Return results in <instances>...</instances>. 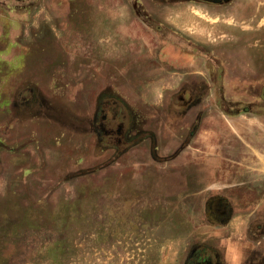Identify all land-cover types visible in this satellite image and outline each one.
I'll list each match as a JSON object with an SVG mask.
<instances>
[{"label":"rangeland","instance_id":"obj_1","mask_svg":"<svg viewBox=\"0 0 264 264\" xmlns=\"http://www.w3.org/2000/svg\"><path fill=\"white\" fill-rule=\"evenodd\" d=\"M262 91L264 0H0V264L218 248L216 194L264 196ZM107 101L131 113L121 148ZM223 239L252 264L256 242Z\"/></svg>","mask_w":264,"mask_h":264},{"label":"flooded vegetation","instance_id":"obj_2","mask_svg":"<svg viewBox=\"0 0 264 264\" xmlns=\"http://www.w3.org/2000/svg\"><path fill=\"white\" fill-rule=\"evenodd\" d=\"M261 97L264 98V91L261 92ZM113 107L114 106L111 105V103H108V101L103 103V108H105L104 111H109L111 114H113V120L115 121L114 124L116 125L115 130L105 128L103 135L107 136L108 138L114 137L116 145L121 148L124 145H127L130 141V130H127L126 126L128 125V120L131 113H129L127 107H115L116 109L114 111L112 110L114 109ZM243 184L245 183L243 182ZM251 187H253L252 184L245 189H241V186L232 187L233 190L235 189V191L232 193V195L235 196L232 200L233 202H230L228 197L221 196V194H216L215 222L217 224L222 225L229 221L234 212L233 206H264V204H260V202L264 201V196L261 197L257 202H248V200H241L240 198L238 199L237 196H240L243 190H245L244 192L246 194H256L257 192H252L254 189ZM259 191H262L261 193L264 195V188L263 190L260 188ZM252 217L253 219H258L256 213L253 214ZM210 242L211 240L209 241L206 239L194 241L189 250L186 252L182 264H222L219 249L213 246Z\"/></svg>","mask_w":264,"mask_h":264},{"label":"crops","instance_id":"obj_3","mask_svg":"<svg viewBox=\"0 0 264 264\" xmlns=\"http://www.w3.org/2000/svg\"><path fill=\"white\" fill-rule=\"evenodd\" d=\"M215 131L217 135L216 150H215V158L217 159V163L215 164V170H217V172L219 173L221 170L220 166L222 165V163H224L225 160H224V156L219 153V147H220L219 146V130L215 129ZM260 159H261V163H264V157L263 158L261 157ZM261 171H263L264 173V170L260 169L259 172ZM260 204L261 205L264 204V201L260 202ZM236 210L244 212L246 216H249L247 217L246 222H241V224H239V231H238L239 234H237L238 233L237 230L231 228L230 226H228L226 232H221V230L222 231L225 230L228 224L230 225L231 219L236 218ZM233 211L234 212L231 218L229 219V221H227L225 224H222V225L220 224L216 225V229L219 230V234H217L216 236L218 237L217 238L218 239V249L220 251L219 254L221 255L220 257H221L222 264H226L225 263L226 254L230 252V250L227 252L228 246H224L223 238H229L230 242L233 241L236 244H238V242H244V241H250L254 243L256 242L255 251L252 253L253 255L252 256L253 258L251 259L252 264H264V206H233ZM255 213L258 219H253L252 215ZM218 235H221V236H218ZM236 244L233 245V248L237 246ZM244 251L245 249L240 251L239 255H241ZM259 259H261L263 262H258Z\"/></svg>","mask_w":264,"mask_h":264}]
</instances>
